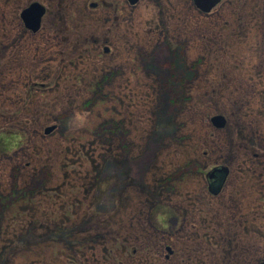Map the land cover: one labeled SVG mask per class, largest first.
I'll use <instances>...</instances> for the list:
<instances>
[{
	"label": "rangeland",
	"instance_id": "374dc122",
	"mask_svg": "<svg viewBox=\"0 0 264 264\" xmlns=\"http://www.w3.org/2000/svg\"><path fill=\"white\" fill-rule=\"evenodd\" d=\"M263 259L264 0H0V264Z\"/></svg>",
	"mask_w": 264,
	"mask_h": 264
},
{
	"label": "water",
	"instance_id": "95a60500",
	"mask_svg": "<svg viewBox=\"0 0 264 264\" xmlns=\"http://www.w3.org/2000/svg\"><path fill=\"white\" fill-rule=\"evenodd\" d=\"M139 0H127L130 5H135ZM194 6L203 14L209 13L220 0H192ZM91 8L95 7V4H90ZM45 14V9L38 3H33L21 12V20L25 24L26 28L32 32H37L41 23V19ZM107 52V49H105ZM211 124L216 129H221L225 125V119L220 116H213L210 119ZM55 129V126L48 127L44 130V134L48 135ZM228 175V168L224 166L215 167L206 173L205 177L208 183V190L212 194H217L223 187L226 177ZM168 253H171L169 248H166ZM258 264H264V260Z\"/></svg>",
	"mask_w": 264,
	"mask_h": 264
},
{
	"label": "flooded vegetation",
	"instance_id": "af4514ba",
	"mask_svg": "<svg viewBox=\"0 0 264 264\" xmlns=\"http://www.w3.org/2000/svg\"><path fill=\"white\" fill-rule=\"evenodd\" d=\"M126 1H127V0H126ZM138 2H139V1H138ZM138 2H137V3H138ZM33 3H38L39 5H41V6L45 9V7H44L42 4H40L39 2H36V1L30 3L28 6H30V5L33 4ZM127 3H128V2H127ZM137 3H136V4H137ZM92 4H95V3H92ZM136 4H135V5H136ZM128 5H130V4L128 3ZM135 5H133V6H135ZM28 6H27V7H28ZM96 6H97V4H95V7H94V8H96ZM130 6H132V5H130ZM216 6H217V5H216ZM216 6H215V7H216ZM27 7H26V8H27ZM215 7H214V8H215ZM26 8H24V9H26ZM90 8H91V7H90ZM24 9H23V10H24ZM23 10H22V11H23ZM22 11H21V12H22ZM211 11H212V10H211ZM211 11H210V12H211ZM21 12H20V14H19V17H20V15H21ZM210 12H209V13H210ZM45 14H46V9H45ZM45 14H44V15H45ZM207 14H208V13H207ZM43 17H44V16H43ZM43 17H42V19H43ZM20 19H21V17H20ZM42 19H41V21H42ZM21 21H22V20H21ZM22 24H23V26H24V28H25V30H26L27 32H30V33L35 34V35L39 32L40 27H41V23H40V26H39L38 31H37V32H32V31H30V30H28V29L26 28V26H25V24L23 23V21H22ZM105 49H107V52H105ZM108 52H109V49H108L107 47H104V48H103V53L107 54ZM208 172H209V171H208ZM228 174H229V173H228ZM205 175H206V173H205ZM227 177H228V175H227ZM227 177H226V179H227ZM205 180H206V177H205ZM225 181H226V180H225ZM206 182H207V180H206ZM207 184H208V183H207ZM207 190H208V188H207ZM221 191H222V188H221V190H220L217 194H212V193H210L209 190H208L209 194H211L213 197H217V196H219V195L221 194ZM263 260H264V259H263ZM261 261H262V260H261ZM259 262H260V261H259ZM259 262H258V263H259Z\"/></svg>",
	"mask_w": 264,
	"mask_h": 264
},
{
	"label": "trees",
	"instance_id": "16d2710c",
	"mask_svg": "<svg viewBox=\"0 0 264 264\" xmlns=\"http://www.w3.org/2000/svg\"><path fill=\"white\" fill-rule=\"evenodd\" d=\"M113 126L115 127V125H113ZM113 126H112V127H113Z\"/></svg>",
	"mask_w": 264,
	"mask_h": 264
}]
</instances>
